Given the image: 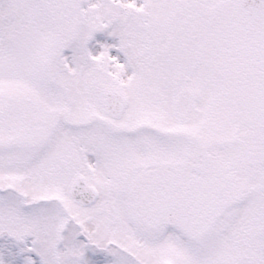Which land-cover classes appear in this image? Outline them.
Masks as SVG:
<instances>
[{"label": "snow or ice", "instance_id": "6c2138e0", "mask_svg": "<svg viewBox=\"0 0 264 264\" xmlns=\"http://www.w3.org/2000/svg\"><path fill=\"white\" fill-rule=\"evenodd\" d=\"M0 264H264V0H0Z\"/></svg>", "mask_w": 264, "mask_h": 264}]
</instances>
